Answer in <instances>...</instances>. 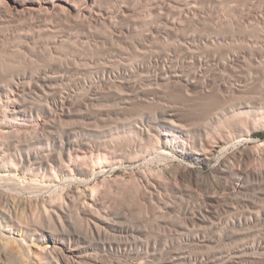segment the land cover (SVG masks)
I'll list each match as a JSON object with an SVG mask.
<instances>
[{
    "label": "rangeland",
    "instance_id": "1",
    "mask_svg": "<svg viewBox=\"0 0 264 264\" xmlns=\"http://www.w3.org/2000/svg\"><path fill=\"white\" fill-rule=\"evenodd\" d=\"M8 1L28 9H11ZM249 20L264 31V0H0V86L8 87L12 80L19 84L11 89V99L3 97L9 105L17 98L33 114L24 125L6 128L7 133L18 130L12 134V144L28 148L34 142L37 149H54L53 136L70 134L78 141L77 149L84 142L92 153L118 156L103 168L96 167L88 185L80 188L96 187L104 209L124 213L141 228L136 236L140 244L157 240L161 248L167 245L157 255L143 252L132 257L135 263L264 264V182L217 205L198 200L194 193L179 197L175 184L160 177V170L173 164L177 154L163 161L155 158L157 107L145 101L155 98L159 109L176 111L188 128L196 130V140L206 129L202 139L228 138L229 153L239 148L258 150L264 167V112L258 107L240 108L264 103L260 63L264 33L257 38ZM208 40L216 44H207ZM165 56L171 57L166 64ZM168 65L188 75L202 70L200 83L204 81L210 93L199 91L190 98L176 88L157 92L159 75ZM105 69L113 70L108 82L103 80ZM24 74L29 82L22 84ZM44 78L53 82L41 83ZM221 110L226 113L211 121ZM142 113L147 120L137 126L132 120ZM175 135L185 141V136ZM168 205L173 211L168 212ZM185 208L192 213H185ZM200 210L205 212L201 215ZM177 254L200 261H173Z\"/></svg>",
    "mask_w": 264,
    "mask_h": 264
},
{
    "label": "bare ground",
    "instance_id": "2",
    "mask_svg": "<svg viewBox=\"0 0 264 264\" xmlns=\"http://www.w3.org/2000/svg\"><path fill=\"white\" fill-rule=\"evenodd\" d=\"M9 5L11 9L15 10L28 9L17 2L11 1ZM248 27L256 33L257 38L263 37L262 26L260 28L249 20ZM207 44L214 46L216 41L208 40ZM249 46L251 45L249 44ZM170 58H164L165 64L170 61ZM201 60L200 63H202ZM260 63L264 65V58ZM115 67L116 65L114 69ZM169 67L168 69L164 68L160 75L157 74L161 84V87L158 86L157 92L176 88L190 98L195 97L199 91H202L203 94L209 92L205 87V82L200 83L202 70L188 75ZM219 68L221 67L219 66ZM98 72L100 71L98 70ZM112 73L113 70L105 69L103 80L108 82L106 77H110ZM131 73V75L134 74ZM27 79V75L24 74L20 81L25 84ZM117 79L119 78L117 77ZM39 81L44 84L53 82L51 78ZM28 82L26 81V83ZM30 82L32 81L30 80ZM17 85L19 84L12 80L7 85L8 87L6 84L0 86V264H145L143 261L135 263L130 259L135 256H143V252L149 254L151 252L153 255H157L161 249L164 252L167 245L161 248L157 240L154 242L147 240L149 241L147 245L136 241L137 234L142 233L141 228L132 225L127 216L123 215L124 213H112L109 212L110 210L104 209L98 201L96 187L90 190L89 188L88 190L80 188L88 185L87 178L93 174L96 167L103 168L110 162V159L118 156L101 151L92 153L89 151L88 143L84 142L80 143V147L83 148L77 149L78 141H73L70 134L62 137L53 136L51 141L56 146L54 149H37L34 142L28 143V148H19L12 144L14 141L12 134H17L18 130L7 133L6 128L9 125L18 127L21 125L20 122L24 125L33 119V114L29 115L25 106L19 100L16 101L17 98L11 105L4 100L3 95L5 98L11 99V94L14 92L10 93V91ZM38 86H41L42 90L45 89L42 84ZM222 88L219 89L222 90ZM18 89L20 90V88ZM46 92L48 90H45L44 94H47ZM145 101L147 104L157 107L154 119L159 124L155 125L153 129L159 137V141L152 147L156 154L155 158L163 161L172 159V153L177 154L176 161L160 170L161 176H159L175 184V190L179 197L183 196L185 192L194 193L198 200L217 205L221 201L243 195L256 182H264V167L259 164L263 159L258 150L239 148L229 153L227 147L232 142L228 138L219 135L214 140L202 139L208 133L206 129H202L198 135L196 134L200 138V140H196L193 136L196 130H193V127L192 129L188 128L176 111L166 108L159 109V102L155 101V98H145ZM244 107H258L264 112V103L261 102L255 103L254 106L243 104L240 108ZM50 110L43 112L50 115ZM227 110L225 109L226 112ZM226 112L214 113L210 118L211 121H215ZM146 120L147 116L142 113L132 122L139 126V124H145ZM175 134L185 136V141H178ZM148 135L150 139L155 136L151 134V131L148 132ZM143 148L141 147L140 150L142 151ZM220 153L222 154L220 155L221 161L218 163L216 156ZM205 167L209 168L208 172L205 171ZM156 181H159V177ZM59 192L61 193L59 194ZM189 209L185 208V213H188ZM167 210L168 212L173 211V206L168 205ZM203 212L205 211L200 210L199 214L202 215ZM206 212L214 213L210 209ZM260 214V212L257 213L256 217L259 218ZM196 218L200 220V218ZM152 226L154 225L152 224ZM44 242L48 246L44 247ZM180 260L196 261L197 263L200 258L193 255L177 254L173 259V261ZM202 260L204 261L205 257Z\"/></svg>",
    "mask_w": 264,
    "mask_h": 264
}]
</instances>
